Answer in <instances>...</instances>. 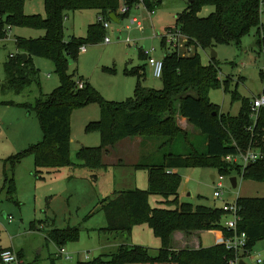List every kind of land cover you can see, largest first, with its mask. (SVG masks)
<instances>
[{"label": "trees", "instance_id": "1", "mask_svg": "<svg viewBox=\"0 0 264 264\" xmlns=\"http://www.w3.org/2000/svg\"><path fill=\"white\" fill-rule=\"evenodd\" d=\"M28 0H0V39L16 26L42 29L40 37L17 36L15 46L18 52L10 55L4 63L5 79L0 84V93H21L26 87L39 80V70L33 63L34 56L47 57L54 61L60 84L50 94L41 95L35 103L23 104L33 108L43 131L41 141L12 154L5 159L2 190L14 198L17 186L14 168L28 156L33 155L36 167L81 165L90 169L105 165L104 156L117 143L136 135L165 136L162 145H174L180 138L187 140L189 148L164 154L161 163L138 161L134 169H144L149 174V188H134L116 191L113 196L103 199L100 210L107 216L108 224L102 228L107 233H128L136 224L147 223L162 241V246L153 255L149 247L122 244L115 252L101 254L93 259L79 260L75 264H230L235 253L224 243L199 248L176 249L173 235L177 231L222 230L228 214L223 207L195 205L179 201L182 176L174 169L185 167H213L220 174L238 171L244 178L264 181V156L242 171L240 165L230 164L224 158L250 147L264 153V109L255 121L252 99L241 98L237 90L233 99H241L242 107L238 115L221 111L210 97L209 90L224 83L228 90L229 79L221 80L216 58L209 65L201 61L199 48H214L219 43H240L242 38L255 27L260 37L258 42L264 54V30L261 22V0H187V7L178 14L174 28L187 38V45L193 46V54L182 53L177 44L163 36L165 55L163 58V88L145 86L147 64L127 67L126 73L137 76L134 95L123 101H110L102 97L89 81L75 79L69 72L70 60L77 61L82 46L105 39L107 28L96 21L88 27L85 37L73 36L65 39V19L69 12L95 9L99 16L109 22L110 15L116 14L121 20L129 16L133 7L141 0H44L47 15L28 14L25 4ZM163 0H143L145 8L155 11ZM129 11L121 14V6ZM213 5L215 10L208 16H201L203 6ZM172 29L168 28V30ZM28 53L24 60L22 53ZM264 79V69L261 71ZM79 81L84 82L80 88ZM264 81V80H263ZM98 101L101 118L87 125V130H99L102 142L99 146H83L77 151L79 162L71 158V113L75 107ZM14 104L13 101L6 102ZM177 103V105H176ZM187 118L200 133L206 135L205 149L201 150L189 140V132L177 123V115ZM38 173V170H37ZM154 193L163 197L162 203H176V207H153L149 196ZM241 220L238 230L248 236L247 249L264 239V197H238ZM52 239L58 247L69 239L79 237V228L55 229ZM6 249L0 250L1 252ZM18 253V252H17ZM21 258V252L18 253Z\"/></svg>", "mask_w": 264, "mask_h": 264}, {"label": "rangeland", "instance_id": "2", "mask_svg": "<svg viewBox=\"0 0 264 264\" xmlns=\"http://www.w3.org/2000/svg\"><path fill=\"white\" fill-rule=\"evenodd\" d=\"M187 0H163L152 13L156 28L150 22L145 24L146 31L137 30L135 26L127 27L131 17H149V11L143 4L132 8L130 15L119 22L109 20L106 36L110 43L104 40L87 43V50L80 51L77 61L70 63L69 72L75 74V79L83 78L89 81L106 100L123 101L134 95L137 76L126 73L127 67L147 64L145 86L162 89L163 79L153 74V68L148 64L150 56L163 59L165 48L163 36L167 26L176 25L177 16L187 7ZM215 6L206 5L200 11L201 16H208ZM28 14L47 15L44 0H28L25 4ZM95 9H84L69 12L65 19V39L73 36L85 37L91 23L98 21ZM158 19V22L156 21ZM156 19V20H155ZM150 21V20H149ZM264 24V7L261 14ZM264 27V25H263ZM261 34L264 30L260 28ZM255 27L245 35L240 43H219L214 48H199L198 52L204 65L212 62V50L217 53L216 65L221 80L229 79L231 84L225 90L224 83L209 90L211 101L218 105L222 112L238 115L241 99H233L232 92L237 90L241 98L253 99L264 92V79L261 71L264 69V54L258 42L260 33ZM45 34L42 29L26 26L11 28L6 38L0 39V84L5 79L4 63L10 54H16L15 37H40ZM131 41H128L127 39ZM180 51L193 54L195 48L187 45L186 36L179 39ZM33 63L39 70V80L32 83L21 93H0V118L6 124L12 123V130L7 137L0 135V154L11 144H17L30 130L34 143L41 141L43 131L36 111L23 104L35 105L41 95L50 94L60 84V77L55 70V63L47 57L34 56ZM13 101L14 104L6 102ZM177 105V103H176ZM101 118V106L98 101H92L84 106L75 107L71 113V158L79 162L77 151L83 146L95 147L102 142L99 130H87V125ZM5 128L0 127V131ZM189 131V140L199 149H205L206 135ZM168 138L165 136L136 135L116 148L124 159L118 166L104 165L101 168L90 169L81 165L63 166L59 168H37L33 155L26 156L16 168L14 178L17 191L14 198H9L6 192H0V250L12 248L21 252L20 262L10 264H75L76 257L68 260L57 255L58 245L52 239L51 232L55 229L69 227L79 228V237L69 239L64 246L69 252L88 255L93 259L101 254L115 252L122 244L143 245L150 248L153 255L162 246L161 239L147 224H136L132 234L107 233L102 230L108 224L107 216L100 210L103 199L111 197L116 191L135 188H149V174L144 169L135 170L129 166L130 161H148L161 163L164 154L180 151L181 146L189 148L187 140L180 138L174 145H162ZM16 140V141H15ZM129 142V143H127ZM11 143V144H10ZM31 144V145H32ZM22 147V146H20ZM29 147V146H28ZM27 148V146H26ZM13 149V148H12ZM11 149V150H12ZM25 148H22V150ZM21 151V150H20ZM19 152V151H16ZM109 155L105 162H109ZM38 170V173H37ZM243 171V170H242ZM182 176L180 186V202H190L195 205L223 207L233 203L238 197H264V181L244 178L234 171L224 175V194L215 199L217 184L211 174L220 176L218 169L213 167H185L179 169ZM236 176L238 185L234 187L231 177ZM163 197L152 193L149 202L153 207H176V203H162ZM214 201V204L212 202ZM229 218V215L225 220ZM204 247L216 243L213 233L202 234ZM262 259L264 264V239L259 240L245 257L247 264H257ZM0 264H7L0 262Z\"/></svg>", "mask_w": 264, "mask_h": 264}, {"label": "built area", "instance_id": "3", "mask_svg": "<svg viewBox=\"0 0 264 264\" xmlns=\"http://www.w3.org/2000/svg\"><path fill=\"white\" fill-rule=\"evenodd\" d=\"M143 4V0H141L140 5ZM138 5V6H140ZM264 7V0H261V8ZM129 11V7L127 5L121 6L119 12L121 14H125ZM98 21L102 22L104 27L108 28L110 26L109 22L105 20L102 16H99ZM135 26L139 30H143L145 28L144 23L138 17H131L128 28H132ZM165 36L167 37V41L172 44H177L179 46V39L183 36V33L177 29L172 28L166 31ZM187 39V38H186ZM128 41H131L129 38ZM104 41L106 43L111 42V38L106 36ZM82 51H86V46L81 47ZM148 64L153 68V74L156 77H162L164 61L163 59H157L152 56L148 59ZM78 85L80 88L84 87V82L79 81ZM253 116L252 118L256 121L261 109H264V92L255 96L251 102ZM2 121L0 120V125ZM264 156V153L261 150L255 149L253 147L248 148L247 150H240L236 154H230L224 158V161L230 164L240 165L242 170L250 163H254L260 158ZM224 175L220 174V176H215L214 182L217 184V190L214 193L215 199L222 198L224 191ZM223 210L227 212L229 218L225 220L224 226L226 230L229 232L228 235L224 234V238L222 243L226 245V247L235 253V256L230 260V264H240L241 260L245 261V257L249 254L250 251L247 249L248 244V236L246 232L238 230V224L241 220V216L239 214L240 207L235 202L227 203L223 206ZM224 233V232H223ZM57 255L61 257H65L68 260H73L76 258V254L69 252V250L65 246L58 247ZM85 260H89V256L85 255ZM1 261L7 264L20 262V258L18 253L12 248H6L1 252ZM262 259H257V264H262Z\"/></svg>", "mask_w": 264, "mask_h": 264}, {"label": "crops", "instance_id": "4", "mask_svg": "<svg viewBox=\"0 0 264 264\" xmlns=\"http://www.w3.org/2000/svg\"><path fill=\"white\" fill-rule=\"evenodd\" d=\"M152 13L155 14L156 12L155 11H152V12L149 11V13H148L149 14V17L144 16L143 18H140V20L143 21L144 26H145V24H147V22H150L151 25H152V27L155 29L156 26H155V21L153 20V17L151 15ZM98 18H99V15H98ZM156 21L158 22V19ZM171 27L173 28V26H167L166 30L168 28H171ZM129 29H131V28H129ZM137 30H139V29H137ZM144 30L146 31V28H144L142 31H144ZM18 36H24V35H18ZM16 37H15V40H16ZM29 37H33V36H29ZM86 50H87V47H86ZM10 55H13V53H11ZM0 120H1V118H0ZM1 121H2V124L0 125V127L1 128H5V129L4 130L2 129V131H0V135L5 134L7 137H9V135H10L9 132L12 130L13 125H12L11 122L8 123V124H6L3 120H1ZM177 123H178V125L182 129L187 130L188 132L189 131L190 132H193V131H196L195 129H197L196 127H194L187 120V118L181 116L180 114L177 115ZM131 138L132 137H128V138L120 141L119 143L116 144L115 147H117L119 145H123V143H126V141L129 140V139H131ZM16 142H17V144H11L10 143L12 146H8L6 148V151H4V153H1L0 154V192H2V191L5 192V190H2L3 181H4V163H5V159L8 158L9 156H11L12 154L17 153L16 151H20V150H22V148H26V146L27 147L30 146L34 142L33 133L30 130H28L27 132H25L24 137L21 140L19 138V141L17 140ZM127 143H129V142H127ZM20 146H22V147H20ZM115 147L111 148V150L107 154H105V156H104V163H105V165L118 166L121 163H124L126 165L127 162H123V159H124L123 156H125V155H122L121 153L117 152V150H116ZM107 155H109V159H110L109 162H105ZM136 163H137L136 161H130V163H128V165L134 168V165ZM174 172H179V169H174ZM212 176H214V179H215V175L214 174H211V177ZM179 192H180V190H179ZM7 197H8V195H7ZM212 204H214V201L212 202ZM206 232L213 233V235L215 236V241H216L215 244L222 243L223 238H224V233H223L222 230L194 231V232H191V233H188V234L185 233V232H182V231H177L173 235V245H174V247L176 249H181V248H185V247L199 248L201 246H204L203 245V241H202V234H204ZM76 257H78L79 260H85V255L82 254V253L76 254Z\"/></svg>", "mask_w": 264, "mask_h": 264}, {"label": "water", "instance_id": "5", "mask_svg": "<svg viewBox=\"0 0 264 264\" xmlns=\"http://www.w3.org/2000/svg\"><path fill=\"white\" fill-rule=\"evenodd\" d=\"M110 17H111L112 20H114L116 22H119V18L116 16V14L113 13V14L110 15ZM21 55L24 58V60H26L28 58V53H26V52L22 53ZM211 55H212V58H216L217 57V53L214 50H212V54ZM71 62H73V60H70V63ZM251 164L252 163L248 164V166L251 165ZM212 179H214V176H212ZM231 182H232V185L234 187H237L238 181H237V177L236 176L231 177ZM240 264H247V263L244 260H241Z\"/></svg>", "mask_w": 264, "mask_h": 264}]
</instances>
